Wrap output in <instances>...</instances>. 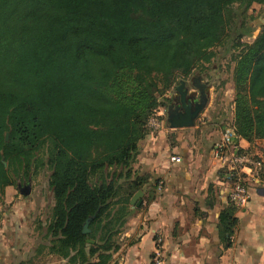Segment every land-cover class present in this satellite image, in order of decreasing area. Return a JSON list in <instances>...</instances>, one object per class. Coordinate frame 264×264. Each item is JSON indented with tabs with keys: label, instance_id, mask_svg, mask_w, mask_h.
<instances>
[{
	"label": "trees",
	"instance_id": "obj_1",
	"mask_svg": "<svg viewBox=\"0 0 264 264\" xmlns=\"http://www.w3.org/2000/svg\"><path fill=\"white\" fill-rule=\"evenodd\" d=\"M253 2L264 5L0 0V198L49 168L45 236L64 264H108L141 187L131 165L148 119L216 45L234 60L232 124L263 142L264 180V22L242 39Z\"/></svg>",
	"mask_w": 264,
	"mask_h": 264
},
{
	"label": "crops",
	"instance_id": "obj_2",
	"mask_svg": "<svg viewBox=\"0 0 264 264\" xmlns=\"http://www.w3.org/2000/svg\"><path fill=\"white\" fill-rule=\"evenodd\" d=\"M196 73L183 79L189 91L198 95L192 78L207 79ZM209 83L208 99L193 125L167 123V107L176 100V84L166 93V103L155 108L158 121L149 125L131 165V178L142 182L141 202L132 207L108 264H152L157 233L162 236L165 264H264V185L252 184L243 205L230 199L213 148L222 123L233 121L234 103L232 98L228 110L220 106L211 111L213 86ZM239 142L262 154L261 140L241 136ZM172 155L180 159H172ZM13 186L4 189V202L13 204L0 207V264H17V257L27 254L23 209L15 206L19 196Z\"/></svg>",
	"mask_w": 264,
	"mask_h": 264
},
{
	"label": "rangeland",
	"instance_id": "obj_3",
	"mask_svg": "<svg viewBox=\"0 0 264 264\" xmlns=\"http://www.w3.org/2000/svg\"><path fill=\"white\" fill-rule=\"evenodd\" d=\"M247 14L254 29L251 34L243 36L242 39L251 41L264 22V5L253 2L247 9ZM213 48L216 55L204 66L195 68L192 73L197 74L196 72H199L213 86L211 111L216 112L220 109V106L226 111L229 108L228 105H230L229 100L232 101L234 96L232 76L234 60L230 57V52L222 55V45L219 44ZM225 122L231 123L226 120ZM49 172V168H42L37 173L21 182H17L13 186L15 195L19 196L15 206L23 209L21 221L26 224L27 254L26 256H18L17 264H64L66 261L60 255L49 252L47 248L50 237L45 236V222L53 203L52 190L48 185ZM25 186H28V190ZM21 189L26 192L21 191ZM2 198L0 207L13 204V201L10 203L4 202V193L0 199ZM12 198L16 200L15 197Z\"/></svg>",
	"mask_w": 264,
	"mask_h": 264
},
{
	"label": "built area",
	"instance_id": "obj_4",
	"mask_svg": "<svg viewBox=\"0 0 264 264\" xmlns=\"http://www.w3.org/2000/svg\"><path fill=\"white\" fill-rule=\"evenodd\" d=\"M157 118L152 113L148 124H156ZM240 134L231 123H223L220 139L213 148L214 157L223 167L224 178L228 182L229 197L236 205H243L250 196L252 184L264 185L261 177L262 158L260 154L243 148L239 142ZM172 159L179 160L180 156L172 155ZM152 264H165L166 256L162 248V236L157 233Z\"/></svg>",
	"mask_w": 264,
	"mask_h": 264
},
{
	"label": "water",
	"instance_id": "obj_5",
	"mask_svg": "<svg viewBox=\"0 0 264 264\" xmlns=\"http://www.w3.org/2000/svg\"><path fill=\"white\" fill-rule=\"evenodd\" d=\"M197 80V82L192 81V84L199 88L200 94L189 91L188 83L185 79L181 78L179 82L175 85V90L177 95L175 96V101L168 104L166 120L169 126H189L195 123V118L198 116L199 112L204 108V105L208 99L207 92L208 88L204 82H201L198 76L192 78ZM199 81V82H198ZM204 87V88H202ZM204 92H201L203 91ZM8 133L6 132V137ZM4 164L6 161L3 160ZM28 190V186H25ZM21 191H23L21 189ZM26 192V191H23ZM142 189H137L130 197V203L133 205H139L141 202ZM83 230H88L87 221L84 223ZM88 240H91L88 238Z\"/></svg>",
	"mask_w": 264,
	"mask_h": 264
},
{
	"label": "flooded vegetation",
	"instance_id": "obj_6",
	"mask_svg": "<svg viewBox=\"0 0 264 264\" xmlns=\"http://www.w3.org/2000/svg\"><path fill=\"white\" fill-rule=\"evenodd\" d=\"M199 79H200V78H199ZM199 79H198V80H199ZM192 81L197 82L196 79H195V80L192 79ZM206 81H207V80H206ZM198 82H199V81H198ZM204 83H205V85H206V84L208 83V81H207V82H204ZM202 88H204V87H202ZM196 89H197L198 94H200V90H199V88L196 87ZM202 90H203V89H202ZM201 92H204V90L201 91ZM23 189H24V188H23Z\"/></svg>",
	"mask_w": 264,
	"mask_h": 264
}]
</instances>
